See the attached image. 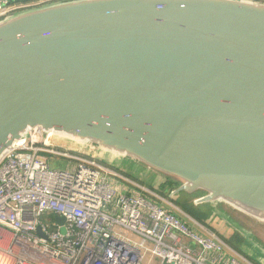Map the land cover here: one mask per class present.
<instances>
[{
    "label": "water",
    "instance_id": "obj_1",
    "mask_svg": "<svg viewBox=\"0 0 264 264\" xmlns=\"http://www.w3.org/2000/svg\"><path fill=\"white\" fill-rule=\"evenodd\" d=\"M34 128L229 205L264 250V2L60 0L1 19L0 158Z\"/></svg>",
    "mask_w": 264,
    "mask_h": 264
},
{
    "label": "built area",
    "instance_id": "obj_2",
    "mask_svg": "<svg viewBox=\"0 0 264 264\" xmlns=\"http://www.w3.org/2000/svg\"><path fill=\"white\" fill-rule=\"evenodd\" d=\"M32 5L0 0V20ZM49 134L34 128L0 158V264H257L168 198Z\"/></svg>",
    "mask_w": 264,
    "mask_h": 264
},
{
    "label": "rangeland",
    "instance_id": "obj_3",
    "mask_svg": "<svg viewBox=\"0 0 264 264\" xmlns=\"http://www.w3.org/2000/svg\"><path fill=\"white\" fill-rule=\"evenodd\" d=\"M50 143L52 145H57L61 146L67 149H72L81 153H90V154H95L98 158H101L103 161L111 164L114 166L116 169L121 171L123 174L128 176L130 179L137 180L147 187L150 188V186H155L159 188L160 190H163V192L171 198H175L179 203H185L191 210H193L196 214L198 213L199 215H203L204 218H206V222L203 223L202 221L198 220L197 218L191 216L188 214L186 211H184L175 201H172L174 206H170V208L177 213L181 218L184 220L190 222L191 224L194 223V221H198L200 224L210 228L211 230H214L220 237L223 238V236L227 235L228 236V229L234 227L236 224L235 222L238 221L234 216L239 217L240 221L243 224H248L251 222L244 214L239 211H236L235 209H232L229 205L227 204H217V203H196V199L201 195V193H194L190 194L187 192H179L177 195L171 196L172 188L169 185H166L165 182L167 181L166 178L152 170L146 169L144 166V172H142V175L136 171V170H130L127 169L125 164L123 163L122 160L123 158H118L116 155H113L112 153H108L107 151L103 149H98L97 147L91 148V145H84L81 144L67 136H57L54 135L50 139ZM50 162L54 167H62L65 168L67 167L69 160L66 158H57L53 157L50 158ZM74 162H71V165H73ZM132 177V178H131ZM176 183V182H175ZM175 187L178 186V183H176ZM165 185V186H164ZM173 187V188H175ZM223 210L227 209L230 212H224ZM221 209V210H219ZM44 221H47V219H43ZM249 221V222H248ZM262 222V221H261ZM237 223V222H236ZM259 223L258 226H260L262 229H264V222L260 223V221H256V225ZM235 224V225H234ZM238 225V223H237ZM236 225V226H237ZM235 226V227H236ZM239 227H243L242 224L238 225ZM237 226V227H238ZM259 230L257 227L255 228V231ZM235 232V231H233ZM238 232V231H236ZM241 234V232H240ZM224 239V238H223ZM225 240V239H224Z\"/></svg>",
    "mask_w": 264,
    "mask_h": 264
},
{
    "label": "crops",
    "instance_id": "obj_4",
    "mask_svg": "<svg viewBox=\"0 0 264 264\" xmlns=\"http://www.w3.org/2000/svg\"><path fill=\"white\" fill-rule=\"evenodd\" d=\"M60 0H33V1H29L32 2L33 5L28 7V8H24L21 10H17L15 11L13 14L16 13H21L33 8H37V7H42L54 2H57ZM123 163H126L125 166L127 169L130 170H136L138 171L141 175L142 172H144V167L141 166L140 164H138L137 162L130 160L128 158H123L122 160ZM233 231H238L237 233L240 234V231L238 230V228L236 227H232L228 229V236L224 235L223 238L225 239H229L233 236L234 232ZM243 237V241L242 243H240L239 248H237L239 251H241L243 254H245L246 256H248L249 258H251L252 260H254L257 264H264V250H262L258 245H256L254 243V241H252L251 239L245 237L242 233L240 234Z\"/></svg>",
    "mask_w": 264,
    "mask_h": 264
},
{
    "label": "trees",
    "instance_id": "obj_5",
    "mask_svg": "<svg viewBox=\"0 0 264 264\" xmlns=\"http://www.w3.org/2000/svg\"><path fill=\"white\" fill-rule=\"evenodd\" d=\"M114 167V166H113ZM166 185H169L172 189H174L173 187H175V185H177L174 181L170 180V179H167V181L165 182ZM165 186V185H164ZM150 188H152L154 191L158 192L160 195L168 198L169 200H172V201H175L177 202V204L184 210L186 211L188 214H190L191 216L197 218L198 220L202 221L203 223L206 222V218H204L203 215H199L198 213L196 214L193 210H191L189 208V206H187L185 203H179V201H177L175 198H171L169 197V195L165 194L163 192V190H160L159 188L155 187V186H150ZM225 240L231 244L232 246H234L236 249L239 248V245L240 243H242L243 241V237L237 233V232H234L233 236L229 239H226Z\"/></svg>",
    "mask_w": 264,
    "mask_h": 264
},
{
    "label": "bare ground",
    "instance_id": "obj_6",
    "mask_svg": "<svg viewBox=\"0 0 264 264\" xmlns=\"http://www.w3.org/2000/svg\"><path fill=\"white\" fill-rule=\"evenodd\" d=\"M55 134H53L52 132L49 134V136H48V139H47V141H49L50 142V139H51V137L52 136H54ZM19 142V141H18ZM16 144H18V143H16Z\"/></svg>",
    "mask_w": 264,
    "mask_h": 264
}]
</instances>
